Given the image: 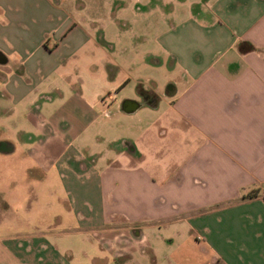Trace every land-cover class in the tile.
I'll use <instances>...</instances> for the list:
<instances>
[{"label":"crops","instance_id":"obj_1","mask_svg":"<svg viewBox=\"0 0 264 264\" xmlns=\"http://www.w3.org/2000/svg\"><path fill=\"white\" fill-rule=\"evenodd\" d=\"M107 100L162 120L114 130L104 158L87 138ZM64 103L83 125L25 133L53 160L63 216L10 224L0 264H264V0H0V120ZM9 135L0 122V155L18 150Z\"/></svg>","mask_w":264,"mask_h":264},{"label":"rangeland","instance_id":"obj_2","mask_svg":"<svg viewBox=\"0 0 264 264\" xmlns=\"http://www.w3.org/2000/svg\"><path fill=\"white\" fill-rule=\"evenodd\" d=\"M110 11L111 10L109 8L108 12ZM89 14L92 15L93 13L89 12ZM111 34L113 36L115 35L114 32H111ZM148 49H154L155 51L156 45L149 42L146 46L141 47L138 51L129 50L127 56L125 55V58H120L118 61H122L123 63L127 62L129 64L131 61L136 60L138 54H140L142 51H147ZM115 53L116 52H112V55L115 57H120ZM89 57L91 56H84L81 64L80 75L86 84L85 90L88 95L87 97L89 99L91 97L90 100L92 102L94 99L93 95H96L97 93V91H95L97 82L100 81L99 79L101 78L91 74L89 69L95 65L93 64L95 61L93 56L91 58ZM102 58H104V55L98 53L97 60ZM164 69L156 68L154 71L144 72V75L154 76L161 82V90H163L164 83L169 78L168 72L166 73ZM134 92L135 88H133V85H131V89L129 87V92L127 91L125 94H130V96H132ZM42 98L43 97L41 96L40 100ZM65 101H68V97ZM106 103L107 107H103L102 103V107L99 108V114L102 115V117L96 119L93 125L92 133L89 136V139L87 138V141H89L90 144V151L102 153L104 158H110L109 154L111 151L109 149L110 145L108 140L112 138L114 130L120 131L126 126H147L162 120V117L159 115L146 110L140 111V116L136 115L135 117H126L125 115L119 113V111H116L115 108H112V100H107ZM39 105H37V108H39ZM64 105L65 108L63 109L62 114H57L55 112L56 110L54 111L51 108H46L44 112L42 111L40 113L33 110L31 112L32 116L26 118L24 110H20V113L16 114L15 116L11 118L4 117L0 120L2 124L7 126V129L10 132L9 137L15 140L18 144V150L16 154L11 156L0 155V226H7V228L0 230V235L8 234L12 231L11 228L9 230L10 224L28 219L26 214L32 208L34 209L32 216L33 221L39 220L41 215H44H39L40 212L38 208L42 206L43 208H50L49 211L45 212L48 216L49 223L57 222L58 217L61 216L60 213L63 216L61 206L63 204L60 200V197L55 194H51V192L57 191L59 185V180L55 173V169L53 168L47 170L48 167L53 166L51 163L53 160L50 158L49 154H46V151L41 149L42 145L39 143L40 140L37 141L35 145L31 143L29 144L27 142L28 138L25 137V133L33 131L32 133H36L35 135L40 136L42 131L48 127V125V131L51 132L53 127L52 124L55 123L58 125V122L60 124V121H62L63 117L71 121V123L77 128L78 126L83 125L85 120L84 117H76L73 114V108L67 103H64ZM167 108V105L164 103L162 110H166ZM143 111L146 112L142 113ZM168 142L169 140L165 139L162 144H167ZM46 155L48 156L47 158ZM161 168H164V166H161ZM50 171H53V174H51L46 181L45 179L47 178V172ZM252 193L253 192L249 193V195ZM212 231L215 232V229H207L203 236L210 237V233ZM193 237L194 241L201 242L200 240L202 235H200L199 232L195 233ZM203 255L205 254H202V252H198L196 256L194 254L193 264H197V262L204 257ZM211 256L214 257V255ZM203 264H206V262Z\"/></svg>","mask_w":264,"mask_h":264},{"label":"trees","instance_id":"obj_3","mask_svg":"<svg viewBox=\"0 0 264 264\" xmlns=\"http://www.w3.org/2000/svg\"><path fill=\"white\" fill-rule=\"evenodd\" d=\"M254 48L250 45H247V44H244L242 46V51H245V50H253ZM253 197V194L252 195H249L248 198H252Z\"/></svg>","mask_w":264,"mask_h":264}]
</instances>
